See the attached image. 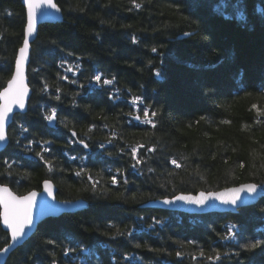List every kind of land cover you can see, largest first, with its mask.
<instances>
[{
    "label": "trees",
    "instance_id": "obj_1",
    "mask_svg": "<svg viewBox=\"0 0 264 264\" xmlns=\"http://www.w3.org/2000/svg\"><path fill=\"white\" fill-rule=\"evenodd\" d=\"M55 1L62 17L40 24L31 43V95L8 127L0 185L22 195L48 179L57 199L87 206L39 223L5 264H77L79 256L87 264H264V185L235 213L144 205L264 181V0H138L140 9L130 0ZM25 22L21 0H0V90ZM69 61L80 65L75 76ZM97 72L116 81L97 87ZM133 96L158 112L155 128L127 123ZM71 130L91 154L70 142ZM136 144L146 146L140 164L129 154ZM8 241L0 226V248Z\"/></svg>",
    "mask_w": 264,
    "mask_h": 264
},
{
    "label": "snow or ice",
    "instance_id": "obj_2",
    "mask_svg": "<svg viewBox=\"0 0 264 264\" xmlns=\"http://www.w3.org/2000/svg\"><path fill=\"white\" fill-rule=\"evenodd\" d=\"M131 4L134 8L140 9L142 7V3L138 2V0H130ZM24 4L26 5V16H27V26H26V36L24 39L23 46L19 49L20 55L18 56L16 60V67L15 72L11 76V78L7 81V86L3 88L2 91H0V141H4L6 139V122L10 119V114L13 111V108H19L23 109L25 107V99L28 94V86L25 83V76H24V70L23 65L24 62L27 59V52L29 48V40L28 37L33 35L37 31V21H38V15L39 16H48L47 9L55 10L56 12H59L61 9L58 6V4L55 2V0H24ZM192 33L185 32L184 36H191ZM133 43H136V38L133 37ZM152 52H156L157 49L153 47L151 49ZM69 55H72V53H69ZM79 59V58H78ZM66 61L61 60V65L65 64ZM80 70V65L77 63L72 68H68L67 71L73 72L75 75L76 72ZM156 75H159V72L156 73ZM62 79H68L66 76L62 77ZM91 80L95 82V85L97 87L103 88L104 86L113 85L116 81V77L112 76L111 78H107L103 73L97 72L95 75L91 77ZM72 83H76V81H71ZM47 85H45V88ZM57 92L60 91L59 88L56 89ZM119 90H117L118 93ZM117 93H111L109 95L110 100L119 99V96ZM56 100H60V96L57 95L55 97ZM131 105L133 108L136 109L137 114L134 116V119L140 121L143 124L151 125L153 128L156 127V123L154 121V117L158 115V112L156 110L152 109L151 105H146L144 98L142 96H133L131 98ZM144 105L143 108L140 106ZM253 108H256V105L252 106ZM257 112L259 115L264 116V111H261L257 108ZM48 121H54L56 119V110L53 109L46 117ZM223 123H229V121H223ZM257 123H260V121H257ZM27 129H25L26 131ZM73 135H76L75 132H73ZM81 144H84V147H88L86 143H84L83 140L79 141ZM146 146L144 144H136L130 147V152L133 157V159L136 160V164L142 163L140 159L137 158L138 149L145 148ZM47 151V149H45ZM147 152H155L156 148L153 147H147ZM38 155H40L38 153ZM41 159H44L43 155H41ZM172 164H174L176 167H181L179 163L175 159H173ZM45 163H50L49 161H45ZM136 164L132 165L133 168L136 167ZM243 163L240 164V167H243ZM264 166V165H262ZM51 170V169H49ZM152 169H149L151 171ZM80 173H77L79 175ZM112 183H116V178L112 177ZM127 183V181H125ZM44 185V192L47 193L48 197H51L53 200H55V195L52 188V182L50 180L45 179L43 181ZM261 185H264V181H261V184H246L241 185L239 188H233V189H226L225 193L219 194L217 197L218 199H221L224 203H230L232 205H236L237 201L240 199V193L247 192V193H255ZM39 195L38 192L35 190L29 191L26 195H16L13 193L10 188L7 185H0V222H2L7 229L10 230V239L14 243L25 235V230L28 228H31L33 225V208L36 204V198ZM211 196L212 194H208ZM205 194L201 193L198 198H193L190 196H184L179 195L175 196L173 199L165 198L162 202L164 204H172L174 200H181V201H190L196 204L203 205L205 203ZM159 223V221H156ZM131 235V233H129ZM227 238V237H226ZM47 243L51 244L54 243V241H47ZM260 241H257L255 244L249 245L251 248H255L260 245ZM11 244H8L7 247L0 248V254L6 253L10 248ZM137 248L141 247V245L137 244ZM72 249H66L65 254L67 255L68 251H71ZM151 250V249H150ZM180 253H177V256H179ZM216 259H220V255L217 254ZM127 259V257H125ZM211 259V257H210ZM53 264H55V261H53Z\"/></svg>",
    "mask_w": 264,
    "mask_h": 264
},
{
    "label": "water",
    "instance_id": "obj_3",
    "mask_svg": "<svg viewBox=\"0 0 264 264\" xmlns=\"http://www.w3.org/2000/svg\"><path fill=\"white\" fill-rule=\"evenodd\" d=\"M21 3L23 4V6L25 8V14H26V5L24 4V0H21ZM46 11L49 13L48 16L44 17V16L38 15L37 31L33 35L28 37L29 48H28V52H27V59L23 65L25 83L28 86V94H27V97L25 99V107L23 109H19L16 107L13 108V111L10 114V119L6 122V127H5L6 139L4 141H0V151L5 149L7 144H8L7 131H8L9 125L12 122L14 115H16L17 113H24L27 110L28 100H29L30 95H31V89L28 85V79H27V66H28L29 58H30L31 43L36 38V35L38 32V26L42 23H45V22H55V21L61 19V17H62L61 10L59 12H56L55 10L47 9ZM26 26H27V16H26V22H25V27H24V37H23V41H22V44L19 47V49L23 46V43H24V39L26 36ZM19 49H18L16 56H15L14 66H13V71H12L11 76L15 72L16 60H17L18 56L20 55ZM11 76H10V78H11ZM6 86H7V82H6L4 87H6ZM3 88L0 91H2ZM132 118L134 119V116H132ZM134 120L137 121L136 119H134ZM48 124L51 127L54 126L55 120L51 121V122L48 121ZM246 184H251V183H241L238 185L219 189L217 191H209V192L198 191L196 193H178V194L171 196V197H163V198L151 200V201L145 203L144 205L150 206V207H155V208H160V209L180 211V212H184V213H188V214H192V213L205 214V213H210V212L235 213L237 211V209L244 207V206L251 205L254 202H256L258 197L262 195L260 193V191L257 189V191L255 193H252V194L247 193V192L240 193V199L237 201L236 205H232L230 203H224V202H222L221 199H218L217 197L219 196V194L225 193L226 189L239 188V187H241V185H246ZM52 188H53V192L55 195L56 189H55V186L53 185V183H52ZM35 191L38 192L39 195L36 198V204H35V207L33 208V225L31 228H28L25 230V235L23 236V238H21L20 240L13 243L10 239V230L7 229L6 226L2 222H0V226H1L2 230L8 233V237H9L8 244L12 245L11 248L6 253L0 254V264L5 263L6 258L8 257V255L10 254V252L12 250H14L16 247L22 245L25 241H27L29 239V237L35 231L36 226L42 220H44L45 218H47L49 216H58V215H61L62 213L76 212V211H79L81 209H84L87 206V202L83 199L60 201V200H57L55 197V200H53L51 197L47 196V193L44 192L43 182H42V188L39 191H37V190H35ZM13 193H15V192H13ZM201 193H204L205 197H206L205 203L203 205L196 204V203H193L190 201H181V200H174V202L172 204H164L162 202L165 198L173 199L175 196H179V195L198 198ZM208 194H212V195L209 196ZM0 210H2V209H0ZM7 246L8 245H6L5 247H7ZM55 264H57V263H55Z\"/></svg>",
    "mask_w": 264,
    "mask_h": 264
},
{
    "label": "rangeland",
    "instance_id": "obj_4",
    "mask_svg": "<svg viewBox=\"0 0 264 264\" xmlns=\"http://www.w3.org/2000/svg\"><path fill=\"white\" fill-rule=\"evenodd\" d=\"M78 62H76V61H69L68 62V64H70V65H72L73 67H74V65L75 64H77ZM79 64V63H78ZM69 68H70V66H69ZM78 72H76V74H77ZM75 74V75H76ZM72 75L73 76H75L74 74H73V72H72ZM91 91V90H90ZM129 105H131V102L130 103H128ZM132 106V105H131ZM137 114V112H136V109L135 108H133V106H132V110H131V115H136ZM131 117V116H130ZM129 116H128V124H133L134 123V121L132 120L133 118L131 117L130 118ZM136 123H138V124H136V125H139V126H145L146 124H143V123H141L140 121H135ZM108 144V143H107ZM105 143H103V146L105 147ZM131 147V146H130ZM140 149H138V153H137V158L139 159V156H140ZM129 154H130V156L132 157V155H131V152H130V150H129ZM133 158V157H132ZM80 160H83V158L82 159H80ZM170 161H172V159H170ZM171 164H172V162H171ZM173 165V164H172ZM245 183H253V182H245ZM54 185V184H53ZM55 186V185H54ZM55 189H56V187H55ZM258 190L260 191V193H261V189L260 188H258ZM30 191H32V190H30ZM29 192V191H28ZM28 192H26V193H24V194H22V195H25V194H27ZM56 193V192H55ZM16 194V193H15ZM262 195H263V193H261ZM18 195V194H17ZM260 197V196H259ZM258 197V198H259ZM58 200V199H57ZM76 200V199H75ZM60 201H62V200H60ZM164 210H166V209H164ZM69 213H74V212H69ZM62 214H64V213H62ZM192 214H195V213H192ZM58 216H60V215H58ZM54 217H57V216H49V217H47V218H54ZM47 218H45V219H47ZM44 219V220H45ZM44 220H42V221H44ZM41 221V222H42ZM40 222V223H41ZM37 227V226H36ZM8 234V233H7ZM82 251L83 252H85V251H87V249H82ZM78 258V263L77 264H87L85 261H87V259L85 258V257H77ZM73 261H75V259L73 260ZM72 261V262H73Z\"/></svg>",
    "mask_w": 264,
    "mask_h": 264
},
{
    "label": "flooded vegetation",
    "instance_id": "obj_5",
    "mask_svg": "<svg viewBox=\"0 0 264 264\" xmlns=\"http://www.w3.org/2000/svg\"><path fill=\"white\" fill-rule=\"evenodd\" d=\"M73 132H75V131H73V130H71V132H70V142H75V143H77L80 147H82L87 153H89L90 152V154H91V151H89V146L88 147H84V144H81L79 141H81V139L77 136V135H73ZM9 143V142H8ZM84 143H86L85 141H84ZM8 145V144H7ZM7 147V146H6ZM4 150V149H3ZM2 150V151H3ZM1 152V151H0ZM85 156V155H84ZM84 161V160H83ZM48 180V179H47ZM9 187V186H8ZM10 188V187H9ZM11 189V188H10ZM12 190V189H11ZM34 190H37V189H34ZM40 190V189H39ZM39 190H37V191H39ZM13 191V190H12ZM14 192V191H13ZM55 197H56V193H55ZM57 199V198H56ZM59 200V199H58ZM62 215V214H61ZM60 215V216H61ZM58 217V216H57Z\"/></svg>",
    "mask_w": 264,
    "mask_h": 264
},
{
    "label": "bare ground",
    "instance_id": "obj_6",
    "mask_svg": "<svg viewBox=\"0 0 264 264\" xmlns=\"http://www.w3.org/2000/svg\"><path fill=\"white\" fill-rule=\"evenodd\" d=\"M14 116H15V115H14ZM12 120H13V119H12ZM7 135H8V134H7ZM6 245H8V243L5 244L4 246H2L1 248H4ZM15 249H17V247H16ZM15 249L12 250V251L10 252V254L8 255V257H7L6 260H5V263H6V261L8 260L9 256L13 253V251H15ZM5 263H4V264H5Z\"/></svg>",
    "mask_w": 264,
    "mask_h": 264
}]
</instances>
